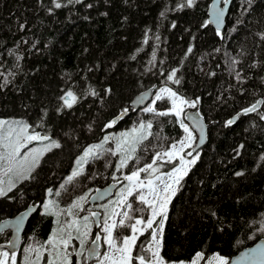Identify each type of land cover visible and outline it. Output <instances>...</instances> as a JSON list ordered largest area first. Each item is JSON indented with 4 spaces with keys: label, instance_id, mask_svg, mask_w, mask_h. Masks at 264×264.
<instances>
[{
    "label": "trees",
    "instance_id": "obj_1",
    "mask_svg": "<svg viewBox=\"0 0 264 264\" xmlns=\"http://www.w3.org/2000/svg\"><path fill=\"white\" fill-rule=\"evenodd\" d=\"M210 2L197 0L195 8L167 11L166 18H162L160 12L173 8L177 0H84L93 7L69 5L55 9L53 14L47 11L51 0H43L42 4L40 0H0V84L4 85L0 89V118H23L35 124L42 109H47L45 125L62 145L44 156L33 173L35 179L19 183L9 193L14 199L0 198V221L31 204H41L27 224L19 261L24 247L47 240L54 227V217L42 215L47 198L65 207L89 189L94 191L114 182L111 175L118 158L110 155L87 165L85 175L72 183L66 182L84 146L98 143L106 133L125 132L138 119H152V132L158 137H149L138 150L143 164L160 150L154 146H167L184 135L174 117L133 111L134 96L164 86L193 99L200 97L197 109L208 124V139L169 206L162 255L169 261H190L196 252L203 251L206 258L216 253L231 258L264 238L259 230L264 214V161L260 160L264 155V121L252 113L225 127V121L242 108L264 99V84L260 81L264 64L249 67L254 61H264V41L256 35L264 32V0H253L248 13L242 10L243 0H234L223 40L211 25L201 27L208 20ZM104 12L107 15H101ZM146 32L147 44L143 43ZM189 46L193 51L184 59ZM226 52L241 61L237 69L250 77L242 85L229 74ZM16 55L23 59L17 61ZM176 67L180 68V85L166 81L167 70ZM162 70L164 75L160 74ZM210 72L216 75L210 76ZM70 88L81 99L58 114V97ZM242 88L247 89L243 95ZM106 89L111 92L106 94ZM89 90L99 96L84 98ZM157 106L164 109L168 103L158 102ZM124 108H128V114L118 119ZM112 119L117 123L101 131ZM241 144L244 147L236 155ZM109 161L113 167L106 168ZM236 172L244 174L236 176ZM61 184L65 189H60ZM48 188L53 189L49 197ZM57 190L61 192L59 197L54 195ZM116 198L115 193L110 199ZM92 228L94 235L98 229L94 224ZM9 238L10 231H4L0 243H7ZM73 243L78 245V241Z\"/></svg>",
    "mask_w": 264,
    "mask_h": 264
},
{
    "label": "snow or ice",
    "instance_id": "obj_2",
    "mask_svg": "<svg viewBox=\"0 0 264 264\" xmlns=\"http://www.w3.org/2000/svg\"><path fill=\"white\" fill-rule=\"evenodd\" d=\"M41 4L43 0H40ZM232 0H214L211 11V19L205 20L201 27H207L209 24L216 26V35L222 40L225 38L221 31L224 23L228 6ZM253 0H243L241 5L244 13L251 9ZM197 0H177L176 5L165 11L160 12L162 18H166L167 11H183L184 9H193L196 7ZM223 4V7L220 5ZM69 5H83L91 9L92 3H84V0H51V6L47 8L49 14H53L55 9L66 8ZM244 5H247L245 7ZM101 15H107L106 12ZM88 17H85L87 19ZM243 21H237V24ZM172 28L176 27L172 22ZM21 31L25 25H20ZM234 27L232 31H235ZM260 41H264V32L256 33ZM156 39H159L157 36ZM24 43H27L25 40ZM143 43H148V35L145 33ZM33 48L36 44L32 45ZM193 48L189 46L184 59L192 53ZM219 52L220 49H215ZM10 55H15L10 52ZM229 74L241 85L250 77H245L242 70L237 69L241 63L230 53H225ZM135 57H133L134 59ZM17 61L22 60L23 56L16 55ZM155 59V53H153ZM163 63V61H161ZM264 64V61H254L250 68H257ZM182 66V65H181ZM219 66V65H218ZM179 67L167 70L166 81L174 85L181 84V77L177 74ZM164 75V71L160 72ZM3 75V73H0ZM14 75V74H13ZM210 76L216 75L210 72ZM264 84V76L260 77ZM8 83L5 78V84ZM4 87L0 84V89ZM247 89H241L243 95ZM106 94L111 89L105 90ZM87 95L99 96L95 90L86 91ZM152 96L149 103L145 105V98ZM81 97L71 88L62 90V95L58 97V105L55 111L59 114L64 109H71L80 101ZM103 98L101 97V100ZM158 102H167L168 106L164 109L158 108ZM140 107L144 114H151L153 117H174V123L178 124L183 130L184 135L178 139H172L167 146L160 144V150H156L150 157V162L141 164L143 157L137 155L138 150L145 141L158 134L152 132L153 120L138 119L134 126L118 136L114 134H105L98 143L84 146L81 154L75 158L71 174L67 176L66 182L72 183L76 178L85 175L86 166L95 160L103 159L106 155L117 157L114 165V172L111 179L115 184L109 188L120 185L116 192L115 200H107L106 203L96 204L100 209L93 211L92 208H85V204L92 200L101 201L111 195L108 188L101 190L95 189L96 195L92 196V189L84 194L75 197L70 204L61 207L58 200L46 199L42 204V215L54 217V227L47 240L36 241L23 248V259L19 264H86L92 260L94 264H243L248 261L249 264H264V246L257 245L250 249L236 260H230L229 257L222 256L219 253L206 258L203 251L194 254L190 261H169L162 255L164 226L168 220L169 206L182 187V181L197 164L200 158L198 151L199 145L204 143V125L201 124L202 117L199 111L193 114L186 112V109H197L200 103V97L190 98L179 92L178 89L164 86L158 88L154 93L151 91L141 93L134 102ZM264 99H256L250 105L242 108L232 118L225 121V127L232 126L237 119L244 115L255 113L260 120L264 121ZM136 109L134 108L133 111ZM128 108H124L119 114L118 119H122L128 114ZM48 110L42 109L39 120L33 124L25 119H0V198L9 196V193L17 187V182L23 183L35 179L33 173L40 167L44 156L53 149L62 147L59 140L53 138L50 130L45 125ZM185 120L191 122L192 127ZM172 122V121H170ZM117 123V119L105 123L101 131L112 128ZM40 129V130H37ZM92 130L91 125L88 126ZM194 129L199 131V142L194 135ZM168 140V137H164ZM114 143V147H105ZM35 146L30 147V145ZM235 150L239 155V149ZM145 152L147 149H143ZM264 161V155L260 156ZM178 161V163H177ZM132 165L129 167V165ZM166 166H171L166 169ZM259 166V165H258ZM105 167H113L109 161ZM124 169H128L124 172ZM166 169V170H165ZM121 173L117 176L116 173ZM243 172H236V176H242ZM7 177V180H5ZM126 181V183H124ZM60 189H65L61 184ZM47 194L53 195V189L48 188ZM54 195L59 197L61 192L57 190ZM36 206L32 205L29 211L21 212L14 221H4L0 223V233L6 228L14 229L16 239L7 241V245H0V264H18L17 241L21 227L30 215L35 211ZM85 213L84 215H80ZM215 216V213H212ZM61 217H64L61 220ZM261 232H264V214H261ZM95 224L98 231L93 235L92 225ZM143 237V239H141ZM73 241H78V245ZM106 250L101 252V248ZM75 257V261L73 259Z\"/></svg>",
    "mask_w": 264,
    "mask_h": 264
},
{
    "label": "water",
    "instance_id": "obj_3",
    "mask_svg": "<svg viewBox=\"0 0 264 264\" xmlns=\"http://www.w3.org/2000/svg\"><path fill=\"white\" fill-rule=\"evenodd\" d=\"M213 2H214V0L211 1V4H210V6H209V8H208V20L211 19V11H212V5H213ZM232 3H233V0H232L231 4L228 6V11L226 12V15H225V18H224V23H223L222 28H221V31H222V32L224 31V29H225V27H226V23H227L226 20H227V18H228V16H229V11H230V7H231ZM220 6L223 7V4H221ZM209 25H212V27L216 30V26H215L214 24H209ZM149 91H151L152 93H154V88L149 89V90H146V91H144V92H149ZM144 92H142V93H144ZM140 94H141V93H140ZM140 94H138L137 96H135V98H134V99L132 100V102H131L132 107L135 108L136 111L139 110L141 106H137L134 102L136 101V98H137ZM151 99H152V96H147V97L145 98V102H144L145 105H146L147 103H149V102L151 101ZM197 111H198V110H188L187 113H189V114H193V113H196ZM199 114H200V112H199ZM200 116L202 117V119H201L200 122H201V124H203L205 127H204V133H203V135H204V143L199 145L198 150H200L202 147H204V145L207 143V139H208V133H207V131H208V124L206 123L204 117H203L201 114H200ZM186 121H187V123L189 124V126L192 127L191 122L188 121V120H186ZM194 132H195V134H196V136H197V143H198V142H199V136H200V133H199V131H196L195 129H194ZM113 184H115V182H111V183H108V184H106V185H104V186H102V187H99V189H101V190H104L105 188H108V189H109V192L111 193V195L107 196L104 200H101V201H95V200H92L91 197H90V198H89V202H88L86 205H92V206H95L96 204L104 203L105 201H107L108 199H110L111 197H113V196L115 195V193H116V190H117L118 187L120 186V185H116V187H114V188H109V186H110V185H113ZM96 189H97V188H96ZM95 195H96V192H95V190H94V191L92 192V196H95ZM32 205H35L36 208H35V211L30 212V215L28 216L27 219H25V221H24V223H23V225H22V227H21V231H20V233H19V239H18V241H17V249H16L17 254L20 253L21 250H22V247H23V236H24V233H25V230H26L27 224H28L30 218H31L36 212L40 211V209H41V204H40V203L31 204V205L27 206L24 210L20 211L18 214L14 215L13 217H9V218H6V219L0 221V223H3L4 221H14V220L16 219V217H17L21 212L29 211V208H30V206H32ZM96 211H98V210H96ZM94 226H95V224H94ZM95 227H96V226H95ZM7 230L10 231V238H9V240H10V239H16V234H15V232H14V229H12V228H6L4 231H7ZM0 234H1V233H0ZM0 245H5V246H6L7 243H0ZM257 245H262V246H264V238H261V239H259L257 242H255L254 244H252L251 246H248V247H246V248L240 250V251H239L238 253H236L233 257H231L230 260H236L237 258H239V257L241 256V253H245V252H247V251L250 250V249L256 248ZM89 261H92V260H89ZM243 264H249V262H248V261H244Z\"/></svg>",
    "mask_w": 264,
    "mask_h": 264
},
{
    "label": "rangeland",
    "instance_id": "obj_4",
    "mask_svg": "<svg viewBox=\"0 0 264 264\" xmlns=\"http://www.w3.org/2000/svg\"><path fill=\"white\" fill-rule=\"evenodd\" d=\"M188 110H192V109H186V112L188 111ZM0 119H21V118H0ZM23 119V118H22ZM185 123H187L186 122V120H185ZM120 133H118L117 134V136L119 135ZM194 135L196 136V134H195V132H194ZM54 138V137H53ZM55 139H57V138H55ZM58 140V139H57ZM114 144V143H113ZM32 146H35V144H33V145H30V147H32ZM5 180H7V177H5ZM19 184V182H17V185ZM48 197H49V195H48ZM48 199V198H47ZM98 231V230H97ZM106 246V245H105ZM107 247V246H106ZM214 255V254H213ZM212 255V256H213ZM17 257H18V264H19V254L17 255ZM211 257V256H210ZM21 258V257H20ZM187 262V261H186ZM201 264H203V262H201Z\"/></svg>",
    "mask_w": 264,
    "mask_h": 264
},
{
    "label": "flooded vegetation",
    "instance_id": "obj_5",
    "mask_svg": "<svg viewBox=\"0 0 264 264\" xmlns=\"http://www.w3.org/2000/svg\"><path fill=\"white\" fill-rule=\"evenodd\" d=\"M104 250H106V246H104V247L101 248V252H103ZM86 264H94V261H87Z\"/></svg>",
    "mask_w": 264,
    "mask_h": 264
},
{
    "label": "bare ground",
    "instance_id": "obj_6",
    "mask_svg": "<svg viewBox=\"0 0 264 264\" xmlns=\"http://www.w3.org/2000/svg\"><path fill=\"white\" fill-rule=\"evenodd\" d=\"M211 1H212V0H211ZM233 1H234V0H233ZM210 4H211V2H210ZM209 6H210V5H209ZM226 21H227V20H226ZM211 26H212V25H211ZM226 26H227V23H226ZM225 29H226V27H225ZM225 29H224V30H225ZM222 33H224V31H223ZM154 92H155V90H154ZM134 97H135V96H134ZM134 97H133V98H134ZM192 110H196V109H192ZM197 110H198V109H197ZM206 123H207V122H206ZM207 133H208V131H207ZM196 137H197V136H196ZM205 145H206V144H205ZM198 151H199V150H198Z\"/></svg>",
    "mask_w": 264,
    "mask_h": 264
}]
</instances>
